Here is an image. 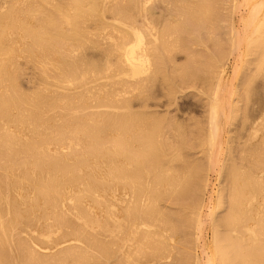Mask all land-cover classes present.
<instances>
[{"label": "bare ground", "instance_id": "obj_1", "mask_svg": "<svg viewBox=\"0 0 264 264\" xmlns=\"http://www.w3.org/2000/svg\"><path fill=\"white\" fill-rule=\"evenodd\" d=\"M219 1L0 0V264H264V12L261 17L257 12L264 11V0L253 6L248 4L250 0H243L242 6L250 5L254 11L249 18L245 15L250 30L245 26L247 19L240 18L247 31L244 37L250 34L248 41H242L243 46L247 43L244 55L250 61L244 63L250 70L241 75L245 86L239 90L244 94H240L242 90L237 94L245 104L239 97L237 106L248 111L237 127L236 135L243 141L230 146L223 137L221 142L225 111L233 118L241 108H234L235 98L232 107L226 96L229 91L225 95L226 88L235 85L227 79V59L221 60L220 51V57L219 52L216 58L209 54L212 62H206L205 55L204 68L209 72H204L210 81L199 72L195 76L209 84L207 119L202 123L206 124L203 128L198 123L203 133L197 131L200 136L196 137L205 135L201 151H208H204L207 157L203 156L206 168L199 156L201 164L192 159L186 161L188 166H180V159L186 156L181 154L186 125L180 119L162 122L164 117L145 109L133 110L131 105L133 99L145 100L152 92L155 76L166 70L165 58L170 68L178 66L171 52L181 48L177 34L184 27L199 28L206 23L208 30L210 19L221 16L218 23L227 16L224 12L218 15L222 12L216 11L221 7ZM236 1L230 4L236 7L241 2ZM251 8L246 9L247 14ZM170 18L182 19L171 25ZM233 26L228 28L231 35L226 36L231 39V44L227 43L231 50L241 38V30L238 33ZM95 43L102 45L97 58ZM213 44L219 48L218 40ZM229 49L222 53L229 56L236 47ZM193 60L174 67L183 71L180 78L190 76L201 65L197 59L200 64L192 69ZM259 77L261 85H254ZM228 104L235 114L230 113ZM172 135H176L175 142ZM172 143L173 149L168 150ZM220 143L225 144L226 153L230 148L234 153L231 155L230 149L228 163L221 162L226 172L218 175H226V179L219 177L225 185L217 186L214 208L207 197L212 208L211 213L208 205L205 208L211 215L207 226L202 210L204 194L200 196L194 189L199 185L202 190L201 179L204 185L210 179L205 169L217 164L216 155L223 151ZM220 157L223 161L222 154ZM191 186L192 192L185 193ZM180 190L189 195L178 197ZM174 191L171 195L180 198L178 202L188 197L183 199L186 203L182 200L183 206H176L175 199V204L169 203L168 207H177L175 215L173 207L167 213V206L161 209L159 205L168 194L172 200ZM179 223L184 229L192 226L189 231L197 242L204 238V246L200 239L201 253L194 256L192 250L194 257L185 253L191 240L185 237L188 229L185 232L180 226L178 232ZM193 243L188 246L195 249Z\"/></svg>", "mask_w": 264, "mask_h": 264}, {"label": "rangeland", "instance_id": "obj_2", "mask_svg": "<svg viewBox=\"0 0 264 264\" xmlns=\"http://www.w3.org/2000/svg\"><path fill=\"white\" fill-rule=\"evenodd\" d=\"M186 1H189V0H186ZM224 2V0H221V2ZM230 1V2H229ZM233 1V3L235 2V0H232ZM232 1L231 0H225V2L224 3H221L220 1V3L218 4V7L219 6H221V7H219V8H216V11L217 12H219V11H222V12H219L218 13V15L220 14L221 15V13H222V15H223V12L225 13V14H227V16L229 17L230 16V12H235V14H233V13H231V16L229 17V18H225V17H227L225 14V17H224V19L223 20H225V21H220V22H216V21H218L219 19H220V17L218 16V17H216V18H213L212 19V22H211V19H210V21L208 22V24H210V23H212V25H214V26H212L211 24V26L210 27H208V30H206V23H204V24H202L201 26L199 25V28H200V31H199V28L197 27L196 28V25L195 26H193V28H195V30L189 25H187L186 27H184L185 29L184 30H181V32H179L178 34H177V36H179V45L181 44L182 46H180L181 48L179 49V47H178V49H175V50H172V51H176V53L175 52H171L172 54H174L173 55V57L175 58V60H174V62L175 61H177V62H175V63H177L178 64V66L174 63V62H172L173 64H175V65H173V68L174 67H179V65L180 66H182V65H184V63L186 62V63H190L192 60H193V58H194V62H196V63H194V62H192V65H190L191 67H193L192 69H194V67L196 66V64H200L201 63V65H197L196 67H198V68H195L193 71L194 72H192L191 73V75L192 74H194V76L192 75H190V76H185L186 78H180L181 77V74L183 73V71H181V72H179L180 70H175V68L173 69V68H170L172 65H171V63H170V65H169V60L167 59V58H165L166 60H165V63H166V70H165V72L164 73H167V74H165L164 75V73H163V75L160 73V74H158L159 76V78L158 77H156L155 76V80H153V83H154V85H153V88H151V90H152V92H149V93H147V92H145L144 94H146L145 96V100L147 99V98H149V99H147L146 101L145 100H138V99H133V101L131 102V105H132V109L133 110H146V111H151V112H154V113H156V114H158V116L160 115L161 117H164L165 118V120H163L162 122H164V121H168L169 122V120H171V121H173V120H179L180 119V121L179 122H181L182 123V125L184 124V125H186V126H183L184 127V131H183V133H182V135H184L183 136V144L185 143V145H186V147H185V145H184V150L182 149L181 151V154L182 155H184V154H186V156H182V155H178L179 157H181L182 156V160L184 161V159H185V157H187L188 159H190V160H186L185 159V161L183 162L181 159H180V166L182 167V165L185 163V166H188L187 165V163H186V161L188 162V163H190V161L192 162V159L195 161V160H197L198 158L201 160V161H203V159L205 160V158L207 157V155H206V151L205 150H203V151H201V149H205V145L203 146V144L204 143H206V141H205V139H203V137L205 136H203V134H202V136H201V138L200 139H198L199 137L198 136H200V133H197V131L199 132L200 131V129H198V128H200L199 126L202 124V123H204V121L206 122V119H207V112H206V110H207V108H208V95H209V92H208V90H209V84L207 85V83H206V81L209 79V81H210V78H208L210 75H208V74H206V73H208L206 70H208V69H206V68H204V62H205V60H206V58L208 57V60H206V62L207 61H210V62H212L213 60H211V59H209V54H211L210 55V57L212 58V55H214V57L216 58L218 55H217V53L216 52H221V54L223 55V58L221 59L222 61H224V59L226 60V63H227V75H229V77L227 76V79H230V80H233L232 82L234 83V85L235 86H232L233 84H232V82H231V86H232V88L234 87L235 88V90L237 91H235L236 92V94H234L235 92L233 91V89H231V87L230 86H228V89L229 90H227V88H226V90H225V95L227 94L226 93V91H229V93H230V91L232 92L231 94H232V96L230 95H226L227 97H229V100H233L234 98V102L236 101V106H237V103L239 104L240 102H238L239 100H242V105L243 106H245V104H243L244 103V101H243V98L241 99V97H242V95H241V97H240V95H239V97H237L238 95V92H240V90H242V92L240 93V94H244V91H243V89H240L239 90V88L240 87H242V86H245V84H243V79L241 78V75H242V73L244 74V72H245V74L247 73V72H249V70H250V68L247 70V68L245 67V66H247L248 64H245L244 62H248V61H250V60H247V58L249 59L250 57H246L245 55H244V53L247 55V53L246 52H244V51H247V43H245V46H243L244 45V41H243V39L244 38H246L245 40H249L248 38H250L249 37V35L247 36V35H245V37H244V34H246L247 33V31H246V27H247V29H248V27H249V29L248 30H250V28H251V26H249L248 24H247V22L250 20V19H248L249 17H248V15L250 16H252V12H254L253 11V9L251 8L253 5L252 4H255L256 3V1L257 0H255V2L252 0V2H251V0L249 1V3H248V0H247V3L248 4H250V5H252L251 7H250V5H246L245 4V6L243 7L242 5H244V3H246V1H244L243 2V0H237V1H241L240 3L239 2H237V3H239V4H236V7L235 8H237L236 10H235V8L233 7V4L231 5L230 3H232ZM259 1V0H258ZM229 2V3H228ZM251 2V3H250ZM242 3V4H241ZM224 4V5H223ZM230 4V5H229ZM227 8H226V7ZM239 6V7H238ZM216 7H217V4H216ZM232 7H233V9H234V11H233V9H232ZM247 7V8H246ZM251 8L250 9V13L249 14H247V12H249V11H247V10H249V8ZM225 8V9H224ZM231 8V9H230ZM247 10H246V9ZM217 9H219V10H217ZM222 9V10H221ZM228 11H227V10ZM230 10H232V11H230ZM260 11H257L258 12V14H256L255 13V15H258V16H260L261 17V14L263 15V8H261V9H259ZM227 12V13H226ZM233 14V15H232ZM248 17V18H246V16ZM245 16V17H244ZM259 17V18H260ZM174 18V17H173ZM173 18H170L169 19V21H168V23H171V25H173V23H175L174 22V20H176V21H178L179 22V20H181V19H179V20H177V18H175L174 20H172ZM240 18L243 20V18H244V21L246 20V24L244 23V21H242L243 23H240ZM246 18V19H245ZM258 18V19H259ZM255 20H257V16L255 17ZM172 21H173V23H172ZM228 22V21H230L229 23H225V22ZM167 21L166 20H164L163 21V23H166ZM180 23V22H179ZM221 25H220V24ZM225 23V24H224ZM249 23V22H248ZM216 24H219V28H217L216 27ZM231 24L232 25H234L233 27H234V29H237L236 31H238L239 29L241 30L240 31V33H239V31H238V33L240 34H238L239 35V37H241L240 38V40L236 43V49H229V44H227V43H230L231 44V39H230V41L228 40V37H226L228 34L229 35H231V33H230V31H228V28H229V30L231 29ZM240 24H241V26H240ZM244 24H245V26H244ZM228 25V26H227ZM245 27V28H242L243 26ZM208 26V25H207ZM230 26V27H229ZM240 26V27H239ZM211 27H216L215 29H211ZM238 27V28H237ZM205 29V30H203V29ZM192 29V30H191ZM197 29V30H196ZM218 29V30H217ZM245 31H244V30ZM209 30H212L213 32H211L210 33V35L211 36H214V34L213 33H215L216 34V32H217V35H215V36H217V37H210V35H209ZM215 30V31H214ZM195 31V32H194ZM205 32L204 34H202V32ZM243 31V32H242ZM184 33V35H183V33ZM189 32V34H187ZM196 32H198L199 33V35H198V33H196ZM201 32V33H200ZM242 32V33H241ZM245 32V33H244ZM251 32V31H250ZM249 31H248V33H250ZM181 33H182V35H181ZM186 33V34H185ZM244 33V34H243ZM180 34V35H179ZM241 34H242V36H241ZM219 35V36H218ZM197 36V37H196ZM200 36H202V38L200 39V38H198V37H200ZM248 38H247V37ZM182 37H183V39H182ZM219 37H220V39H219ZM243 37V38H242ZM181 38V39H180ZM194 38V39H193ZM199 40H198V39ZM212 38V39H211ZM226 38V39H225ZM230 38V37H229ZM190 39H192V40H190ZM186 42H185V41ZM189 40V41H188ZM218 40V46H219V48L218 47H215V46H213L214 44H213V42L214 41H217ZM220 40V41H219ZM182 41H184V42H182ZM188 41V42H187ZM243 41V42H242ZM246 41V42H247ZM193 42V43H192ZM194 42H196V43H194ZM192 45H191V44ZM201 43H203V44H201ZM243 43V44H242ZM98 43H95L94 44V46L96 47L95 48V50H94V54H95V58H97L98 57V55H99V52L102 50V45H97ZM225 44V45H224ZM226 44L228 45V46H226ZM238 44V45H237ZM184 45V46H183ZM202 45V46H201ZM205 45V46H204ZM223 45V46H222ZM242 46L243 47V49H242V47H239V46ZM213 46V47H212ZM184 47V48H183ZM190 47H192V49L190 48ZM194 47V48H193ZM223 47H225V48H223ZM237 47H238V49H237ZM183 48V49H182ZM187 50H189V49H191L190 51H186V49ZM227 48V49H226ZM232 48V47H231ZM183 51H182V50ZM210 49H212V51L210 50ZM223 49V50H222ZM231 50L232 51V53H230L229 51H226L227 53L229 52V56H226L227 54H225V52H224V54H225V56H224V54L222 53L224 50ZM179 50V51H178ZM192 50H195V51H193V53H192ZM222 50V51H221ZM241 50H242V52H241ZM88 51V50H87ZM184 51H186L185 53H184ZM235 51H236V53H235ZM189 52H190V54H189ZM195 52V53H194ZM211 52V53H210ZM220 52L218 53L219 54V57H220ZM201 53H205L204 55L203 54H201ZM208 55H207V54ZM213 53V54H212ZM235 53V54H234ZM243 53V55H244V58H246V59H243V57H242V54ZM165 53H163V55H164ZM192 54H193V56H192ZM201 54V55H200ZM231 54H232V56H231ZM237 54H239L238 56H237ZM166 55V54H165ZM198 55V56H197ZM205 55L207 56V57H205ZM221 55V56H222ZM193 57V58H190V57ZM195 56H196V59H195ZM201 56L204 58H201ZM249 56V55H248ZM166 57V56H165ZM187 57V58H186ZM199 57V58H198ZM213 57V58H214ZM218 57V58H219ZM227 57V58H226ZM190 59H192V60H190ZM200 61V59H201V62L199 63V61ZM242 59H243V61H242ZM242 61V63H241V61ZM246 60V61H245ZM195 64V65H194ZM167 65H168V68H167ZM231 65V66H230ZM243 65V66H242ZM170 66V67H169ZM229 67V68H228ZM243 67L245 68V69H243ZM209 68V67H208ZM242 68V69H241ZM191 69V70H192ZM240 69L241 70H243L242 72L240 71ZM170 71V72H167V71ZM245 70H247V71H245ZM206 73H205V72ZM240 71V72H239ZM201 74V75H203V77H206L207 78V80H204V81H202V80H197V78L195 79V76L196 77H198L199 76V73ZM198 73V74H197ZM206 74L205 76H204V74ZM238 73H240V74H238ZM171 74V75H170ZM174 74V75H173ZM177 76H176V75ZM160 75H162V76H160ZM170 75V76H169ZM179 75H180V77H179ZM166 76V77H165ZM176 76V77H175ZM167 78V79H165V78ZM173 77V78H172ZM178 77V78H177ZM188 77V78H187ZM191 77H193V78H191ZM243 78L245 77V75L244 76H242ZM205 78V79H206ZM246 78V77H245ZM260 78V79H259ZM259 78H257V79H255L254 80V85L255 84H257V85H261V82L259 81V80H261L262 78L261 77H259ZM165 79V80H164ZM191 79V80H190ZM242 79V80H241ZM162 80H163V83H160V82H162ZM173 80V81H172ZM237 80V81H236ZM238 80L241 82L242 81V83L240 84V82H238ZM165 81H168V82H165ZM175 81H176V83H175ZM200 81V82H199ZM202 81V82H201ZM229 81V80H228ZM262 81V80H261ZM83 81H79L78 82V84L79 83H82ZM156 82V83H155ZM174 82V83H173ZM205 82V83H204ZM208 82V81H207ZM236 82V83H235ZM152 83V84H153ZM169 85H168V84ZM198 83V84H197ZM201 83H203V84H201ZM165 84H167V85H165ZM178 84V85H177ZM199 84H201V85H199ZM237 84V85H236ZM238 84H239V86H238ZM158 85V86H157ZM163 85H165L166 86V88H165V86H163ZM176 85V86H175ZM242 85V86H241ZM72 86H74V85H72ZM162 86V87H161ZM174 86V87H173ZM204 86V87H203ZM236 86H238V88L236 87ZM164 87V88H163ZM172 88V90H171V88ZM177 87H178V89H177ZM256 87H258V86H256ZM168 88V89H167ZM170 88V89H169ZM205 88V89H204ZM207 88V89H206ZM239 90H237V89ZM245 88V87H244ZM231 89V90H230ZM259 89H260V86H259ZM258 89V94H262L261 93V89L259 90ZM104 90V89H103ZM150 90V91H151ZM165 90H167V91H165ZM171 90V91H170ZM174 90H176V91H174ZM177 90H179V91H177ZM181 90V91H180ZM95 92H97V89L96 90H94ZM260 91V92H259ZM101 93V91H99L98 90V92H97V94L98 93ZM165 92V93H164ZM167 92H168V94H167ZM171 92V93H170ZM173 92V93H172ZM176 92V93H175ZM180 92V93H179ZM99 93V94H100ZM151 93V94H150ZM169 93H170V95H169ZM96 94V93H95ZM143 94V93H142ZM149 94V95H148ZM165 94H167V95H165ZM207 94V95H206ZM234 94V95H233ZM171 96V97H170ZM225 96V97H226ZM236 96V97H235ZM261 96V95H260ZM144 97V96H143ZM174 99H173V98ZM183 97V98H182ZM207 97V98H206ZM233 97V98H232ZM243 97H244V95H243ZM261 97H263V95L261 96ZM153 98V99H152ZM171 98H172V100H171ZM232 98V99H231ZM237 98H239V100H237ZM166 99V100H165ZM227 99V102L229 103L230 102V105L232 104V102L231 101H228V98H226ZM174 100V101H173ZM225 100V99H224ZM171 101H173V103L171 104V105H169L170 103H171ZM226 101V100H225ZM224 101V102H225ZM145 102V103H144ZM234 102H233V105H232V107L234 106ZM166 103V104H165ZM181 103V104H180ZM226 103V102H225ZM224 103V104H225ZM168 104V105H167ZM173 104H175V105H173ZM207 105V106H206ZM225 105H227V104H225ZM229 104H228V107L230 108V110L229 111H231V106H230ZM240 105V104H239ZM235 106L234 108L236 109H238V107L239 108H241V109H239L240 111H238V112H235L236 113V117L235 116H233V118L235 117V119L237 120H233V118L232 117H228V115H229V112H227V111H225V114L227 115V117L225 118V117H223V120H224V123H223V133L225 134H221V135H223V136H221V139L224 137V138H226V141H228L227 143H231V145L230 146H232V144L234 145V146H236L239 142H241V141H243L242 140V137L240 136H238V135H236V134H238L237 133V131H238V122H239V120L240 119H243L242 117L244 116V115H242L245 111H246V108H245V110H244V107H242V106ZM168 106V107H167ZM170 107V108H169ZM226 107V106H225ZM228 107H226L225 109H229ZM167 109V110H166ZM233 109V108H232ZM105 110V109H104ZM234 111H236V110H233V111H231L230 113H233V114H235L234 113ZM243 111V112H242ZM241 112V113H240ZM246 112H248V111H246ZM253 112H255V111H253ZM228 113V114H227ZM155 114V115H156ZM233 114H231V116L233 115ZM245 114V113H244ZM176 115V116H175ZM242 115V116H241ZM230 116V115H229ZM177 117V118H176ZM182 117V118H181ZM225 118V119H224ZM228 118H229V120H228ZM230 118H232V121H233V123H232V121H231V119ZM158 120H160V119H158ZM227 120V121H226ZM157 122V121H156ZM227 122V123H226ZM229 122H231L232 124H230ZM197 123V124H196ZM200 125H199V124ZM230 125H229V124ZM206 124V123H205ZM205 124H204V126H203V124H202V126L201 127H205ZM226 124V125H225ZM225 126V127H224ZM197 128V129H196ZM202 129V128H201ZM186 130V131H185ZM227 130H229L230 132H231V134L229 133V131H227ZM195 134H194V133ZM201 132V131H200ZM227 132V133H226ZM201 133H203V132H201ZM195 136V137H193V135ZM197 134H198V136H197ZM230 134V135H229ZM229 135V136H228ZM235 135V136H234ZM178 136V135H177ZM174 137V135H172V138ZM196 137H198V138H196ZM238 137V138H237ZM191 138V139H190ZM205 138V137H204ZM233 138V139H232ZM175 139V140H174ZM198 139V140H197ZM203 139V140H202ZM228 139V140H227ZM237 139V140H236ZM238 139H240V140H238ZM176 141V135H175V138H173V139H171V141ZM178 140H179V137H178ZM204 142V143H202V141ZM199 141V142H198ZM223 141V139L221 140V142ZM225 141V140H224ZM226 141H225V143H226ZM231 141V142H230ZM239 141V142H238ZM201 142V143H200ZM238 142V143H237ZM177 143V142H176ZM182 144V145H183ZM201 144V145H200ZM224 143H220V148H222V150L223 151H218V153L219 154H215L216 156H217V158H216V162H217V164H215L216 166L218 165V169L216 168V166L214 165V168H213V166H211L212 168L210 169V170H206L205 169V171H206V175H207V177H208V179L210 180H208L207 181V184L210 182V184H205L206 186H209V187H206L203 183H206L205 181L203 182V179H201L202 180V183L200 184L199 183V181L197 182L198 184H200V187H201V189L202 190H199V185L197 186V184L195 183L194 184V180H193V185L192 186H197V188L196 189H194L192 186L191 187H189V189L187 190V189H185L184 190V192L185 193H187V191L189 192V190H190V188L191 189H194L195 191H196V193H199V194H201L200 196H202L203 194L206 196V193H207V195H210V196H206V198H205V196L203 195V198L206 200V202L209 200V198H211V204L212 203H216V199H217V195H215L216 194V192H217V190L220 188V187H223L224 185H225V180H223L224 182H222V180L220 179V178H222V179H226V175H223V174H221V176L220 175H218V172L220 171L221 173L223 172V170L224 169H222V167H224V164L222 165V163L224 162H226L227 160H229V158H231V157H229L228 155H230V149L227 151V153L229 152V154L227 155V153L225 152L226 150H224L226 147H224V145H223ZM173 145H175V144H173L172 143V146H170V148L168 149V150H172L173 149ZM181 145V146H182ZM191 146V147H190ZM202 146V147H201ZM227 146V145H226ZM189 147V148H188ZM198 147H201V148H198ZM204 147V148H203ZM223 147H224V149H223ZM229 147V146H228ZM172 148V149H171ZM186 148V149H185ZM195 148V149H194ZM198 148V149H197ZM219 148V149H220ZM234 148V147H233ZM206 149H207V147H206ZM199 151V152H196V151ZM233 149H231V151H232ZM180 151V150H179ZM191 151V152H190ZM201 151V152H200ZM205 151V152H204ZM196 152V153H195ZM202 152H204V153H202ZM208 152V151H207ZM226 153V154H224L225 156H223V153ZM222 154V160L223 161H221L220 159H221V157H220V155ZM233 153H234V150H233V152L231 153V155H233ZM195 154V155H194ZM204 154L206 155V157H203L204 156ZM190 155H192L191 157H189ZM201 155V156H200ZM214 155V157H216ZM227 155V156H226ZM177 156V157H178ZM195 156V157H194ZM199 156V157H198ZM219 156V157H218ZM195 159H194V158ZM198 157V158H197ZM225 157H226V159H225ZM202 158V159H201ZM218 158H219V160H218ZM228 158V159H227ZM206 160H207V158H206ZM181 162H183V163H181ZM197 162H199L200 163V161H198L197 160ZM205 162H207V161H203V165H204V168H206L207 167V164L205 163ZM222 162V163H221ZM202 163V162H201ZM200 163V164H201ZM226 163H228V162H226ZM225 163V164H226ZM182 164V165H181ZM205 164H206V167H205ZM219 164L221 165V167L219 166ZM202 165V166H203ZM213 169V171H211ZM216 171H215V170ZM220 169V170H219ZM207 171H209V172H211V173H209V172H207ZM202 172H203V170H202ZM201 172V173H202ZM220 172H219V174H220ZM224 172H226V171H224ZM223 172V173H224ZM205 173L203 172V175H204ZM208 174H209V176H208ZM226 174V173H225ZM205 175V176H206ZM223 176H225L224 178H223ZM220 177V178H219ZM219 180H220V182H219ZM201 182V181H200ZM213 182V183H212ZM219 182V183H218ZM223 183V184H222ZM223 186H222V185ZM202 185H204V186H202ZM211 185H213V186H211ZM217 186L219 187L218 189H217ZM203 187V188H202ZM206 187V188H205ZM212 187V188H211ZM205 189V190H204ZM207 189V190H206ZM212 189H215V191L213 190L212 191ZM203 190H204V192H203ZM177 191H179V190H177ZM181 191V190H180ZM182 191H183V189H182ZM182 191H181V193L180 192H177V195H178V193H179V196L178 197H180L181 198V196L180 195H182ZM207 191V192H206ZM212 191V192H211ZM192 192V190H190V192H189V194ZM213 192H215V193H213ZM203 193V194H202ZM209 193V194H208ZM211 193V194H210ZM171 194H176L175 193V191L174 192H171L170 193V196H172V197H174V198H172V200L173 199H175V200H177L176 199V197L177 196H173V195H171ZM189 194H184V195H182V196H187V195H189ZM213 194V195H212ZM168 196V197H167ZM162 197V196H161ZM160 197V198H161ZM207 197H209L208 198V200H207ZM216 197V198H215ZM159 198V199H160ZM164 200H166L165 202H164V200L163 201H159L160 203H159V205H160V207H161V209L163 208V207H165V206H169V203H171L172 202V204H173V202H174V204H175V200H171V197H169V194L168 195H166V197H162ZM166 198H168V199H166ZM180 198H178V200H180ZM185 198V201H187L188 200V197H183V199ZM186 198H187V200H186ZM182 199V200H183ZM161 200V199H160ZM170 200V201H169ZM178 200L176 201L178 204H176V206L177 205H180V206H183L185 203L184 202H182V200L181 201H179L178 202ZM205 200H204V202H205ZM165 204H167V205H164V203ZM180 202H182L183 204H179ZM205 202V204H204V207H202V210L204 209V211H203V215H204V213H205V215H206V217L205 216H203V218H205V221H206V219H210V217H211V215H210V213H211V210H212V208H214V204H210L209 202H207L206 203ZM209 203V204H208ZM209 207H208V206ZM212 206V208H211V206ZM175 205H171L170 207H168V209H167V207H165L166 208V212L167 213H170V211L171 210H169V209H171V207H173L172 208V210H174L173 211V215H175V213H176V207ZM179 206V207H180ZM208 207V208H207ZM205 208H207V209H209V211H210V213H209V211H208V213H207V209H205ZM210 208H211V210H210ZM164 209V208H163ZM167 210H169V211H167ZM172 212V211H171ZM218 211L216 210V213H217ZM216 213H214V215L213 216H216L215 214ZM220 213V210H219V212H218V214ZM177 214V213H176ZM207 214H208V216H207ZM210 216V217H209ZM218 216V215H217ZM175 217H179L178 215L177 216H175ZM174 217V218H175ZM175 219H179V218H175ZM209 219L207 220L208 222H209ZM206 221V225L208 226V222ZM180 224V223H179ZM178 224V228H176V229H178V232H179V230L184 226H182L181 224L179 225ZM205 225V226H206ZM180 226H182L181 228H180ZM206 226V227H207ZM185 227V226H184ZM184 227L181 229V230H184L185 231V229H184ZM187 227V226H186ZM192 227V226H191ZM190 227V229H192L193 230V228H191ZM189 227H187V229H188ZM208 228V227H207ZM186 229V230H187ZM190 229H188L187 231H189ZM191 230V231H192ZM187 231H185V232H187ZM191 231H189V233H190V235H189V233H186V235H188V236H186L185 235V237H187V238H189L191 241L190 242H187L189 245H190V247H191V243H193V245H195V249H194V247L193 248H190L189 246H188V244H186L187 245V247H186V254H190V256H191V254L192 253H195V254H192V255H194V256H196L198 253H201V252H199V250L198 249H200V247H203L204 246V238L203 237H201V238H203V239H201L202 240V245L203 246H201V245H199V244H201V240L199 239L198 240V242H197V240H196V238L194 239L193 237H195L194 235V233L193 232H191ZM182 232V231H181ZM184 232V233H185ZM192 233V234H191ZM194 234V235H193ZM192 235H193V237H192ZM186 238V239H187ZM194 240V241H193ZM195 240H196V242H195ZM186 245H183L184 247L186 246ZM198 245V246H197ZM197 246V247H196ZM180 248H182V247H180ZM183 249V248H182ZM189 249H191V250H189ZM202 249V248H201ZM192 250H194L193 252H192ZM179 251H181V252H183V250H181V249H179ZM187 251H188V253H187ZM198 251V252H197ZM190 252H192V253H190ZM184 253V252H183ZM200 255V254H199ZM194 256H191V257H194ZM205 259V258H204Z\"/></svg>", "mask_w": 264, "mask_h": 264}]
</instances>
